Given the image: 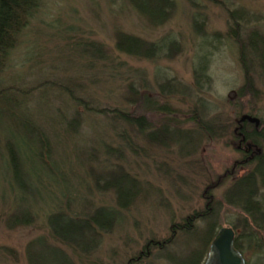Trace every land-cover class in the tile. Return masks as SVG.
Here are the masks:
<instances>
[{
  "label": "rangeland",
  "instance_id": "rangeland-1",
  "mask_svg": "<svg viewBox=\"0 0 264 264\" xmlns=\"http://www.w3.org/2000/svg\"><path fill=\"white\" fill-rule=\"evenodd\" d=\"M131 1L144 11L157 10L153 21ZM228 12L239 20L237 36ZM252 31L264 36V0H171V6L169 0H42L0 72V90L15 98L21 111L18 121L0 105V264H127L148 250L132 264L199 258L201 264L209 216L216 229L231 226L239 234L245 215L222 196L249 160L236 149V109L248 101L264 117V79L260 59L251 54L257 40ZM119 34L146 43L166 36L172 52L128 56L115 48ZM237 40L247 62L252 60L253 94L243 92ZM93 44L100 46L101 59ZM202 64L205 74L196 82L195 67ZM130 80L134 94L125 88ZM172 87L181 89L169 94ZM231 90L235 95L228 99ZM69 94L108 111L135 110L148 95L168 104L181 121L195 104L206 105L208 117L220 126L190 145L167 142L161 132L148 140L119 119L86 111ZM150 116L156 125L162 119L160 113ZM195 127L181 129L192 133ZM39 128L49 147L42 151ZM118 186L125 191L116 199ZM93 211L105 229L95 246L83 224L63 222L69 213ZM205 212L207 218L199 217ZM50 229L64 238L68 229L77 246L58 242ZM261 236L264 247V232ZM162 241L163 247L153 244ZM241 247L246 264H264V248Z\"/></svg>",
  "mask_w": 264,
  "mask_h": 264
},
{
  "label": "trees",
  "instance_id": "trees-1",
  "mask_svg": "<svg viewBox=\"0 0 264 264\" xmlns=\"http://www.w3.org/2000/svg\"><path fill=\"white\" fill-rule=\"evenodd\" d=\"M41 1L42 0H0V72L6 67L10 52L15 47L18 36L27 27L30 20L37 12ZM169 3L171 6V0H169ZM131 4L132 8L135 11H137L139 14H142V16L146 17L148 20L153 21L152 13L156 12L157 10L153 11V9H150L148 11H144L142 9H139L135 2L131 1ZM229 17L233 24L231 29L234 35L237 36L239 20L237 21V18L233 17V14H229L228 12V18ZM250 35H255L258 40L252 42L253 48L251 54L255 55L257 58L260 59L261 64L258 70L264 79V74L262 73V70H264V36L254 31H252ZM165 38L166 36L160 38L156 42L146 43L144 40H141L136 36L129 34H119V36H117L116 38L115 48L119 52L124 53L128 56H140L148 58L168 56L169 54H171L172 51L171 49L167 48ZM237 42L239 44V57L241 67L243 69L245 83L243 87V92L247 94H253L254 92H252L253 88L251 85V77L249 76V68L250 66H252V60L250 59V61L247 62L245 57L246 50L243 48L244 45L241 44L240 40H237ZM172 43L176 46L177 49L178 44H176L173 40ZM93 46H95L93 47L94 55L101 59L103 57V53L100 49V46H98V44H93ZM84 49L85 53H87L88 48L85 47ZM205 68V64L195 67L196 82H198L197 80L199 76L205 74ZM125 88L127 92H131L132 94H134V82L130 80V82H128L127 84L125 83ZM178 89L180 90L181 88L172 87V90L169 91V94H171L173 91H178ZM69 95L71 96V100L74 104L82 105L86 111L94 115H110L113 119H119L127 127L135 129L140 136H143L148 140H151L150 136L161 132L164 133L165 136H167L166 138H169L165 140L167 142H173L175 144H178L179 146L188 144L190 145L195 141V139L198 138V136L207 137L208 135H213L215 132L217 133L219 129L216 127L220 126L216 124L215 120L210 119L208 117L209 111L207 110L206 105H201L202 108L200 109L199 107H196L195 104L189 112H186L185 120L181 121L174 115H172V111L168 104H162L156 98H150L148 95H143V98L141 100L139 98L140 105L134 108L135 110L132 109L131 111H124L118 109L108 111L103 109H97L96 106L88 104L89 102H86L85 100L78 97H72V94ZM241 95H243L242 92H240V96ZM246 102V107L236 109L235 114L238 115L237 118H239V116L244 113L257 117L260 121H264V117H261L256 113L255 109L252 107V104L248 101ZM0 103V105H2V111H4L5 113H9L18 121L20 120V106L15 105V98L5 94L4 90H0ZM157 113L162 114V119L161 121H158V124L156 125V123L150 120L149 116L151 115L153 117V115ZM237 120L238 119L235 120L236 125H242L241 133L244 138V142L251 145V150L254 151L252 157L249 158L248 162L241 164V167H245L246 171L242 175L233 178L228 189L223 193L222 201L224 203L239 208L245 215L240 220L242 226L241 232L237 234L234 238L235 248L242 253L241 243L245 245L246 249H249L251 247L254 248L256 251H260L264 248L261 236V232H264V128L256 129L252 123H249L247 121L243 123H238ZM182 124H192L194 127L196 126L195 131L192 133L189 130L182 131ZM39 129V135L40 137H42L40 141L42 151L44 148L48 149L49 147H45L44 131L42 128ZM185 134L189 136V138L185 137ZM120 136L127 142L126 146L130 147L131 145L130 142H128V139H125L123 134H120ZM236 138L238 141L239 137L236 136ZM167 142L164 145H166ZM155 143L158 144L157 142ZM47 151L48 150H46V153ZM41 159L45 161L43 157H41ZM124 175L132 179V182L133 180L135 181V179L129 176L128 174L124 173ZM124 189L125 186H118L115 188L116 199L119 197L120 192L125 191ZM134 190L135 193H138V191L141 190V186L138 182H136V188ZM71 214L73 213L67 214L68 216L65 215L66 218L63 219V222L68 225H70L72 222L76 224H83L85 228L89 230L91 241L93 240V246H95L98 241V232L100 230H105L101 225V222L103 221H100L101 216L97 213V211H93L91 214L85 216H72ZM206 214L207 212H205L204 215L201 214L202 216L199 215V217L203 218ZM207 217L208 216L204 218ZM52 219L53 218L50 217V219L48 220V226L51 224ZM112 219L113 218H111V220ZM188 219H191V217ZM213 219L214 218H212V216H209V219L206 221V225L202 230L204 234H207L205 245H209L211 239L219 228L218 227L216 229L217 226ZM28 222L29 220L24 222L19 221L14 222V224H25ZM68 231V229L63 231V234L66 236V238H64L63 236L61 237L58 233L52 230L50 232L51 236L58 242L74 249V247H76L77 245L75 244V242L71 241V239L67 237L66 233ZM163 243L164 241H162L161 245H155L156 243L153 244L157 247H163ZM142 253V257H144L148 255L149 250L148 252L142 251ZM167 257H169L170 259V256ZM187 260H184L181 263L197 264L198 262L197 260L194 263H189V261Z\"/></svg>",
  "mask_w": 264,
  "mask_h": 264
},
{
  "label": "water",
  "instance_id": "water-1",
  "mask_svg": "<svg viewBox=\"0 0 264 264\" xmlns=\"http://www.w3.org/2000/svg\"><path fill=\"white\" fill-rule=\"evenodd\" d=\"M234 91L227 93V98L232 99ZM249 122L264 128V122L249 114H242L238 122ZM235 233L230 226H221L209 243L208 250L202 264H245L242 254L234 247Z\"/></svg>",
  "mask_w": 264,
  "mask_h": 264
},
{
  "label": "flooded vegetation",
  "instance_id": "flooded-vegetation-1",
  "mask_svg": "<svg viewBox=\"0 0 264 264\" xmlns=\"http://www.w3.org/2000/svg\"><path fill=\"white\" fill-rule=\"evenodd\" d=\"M253 126H254L256 129H259L258 126H255L254 124H253ZM241 128H242V125H241V124H238L237 127H236V129H235V131H234L235 134H236V136L239 137V140L237 141L238 144H237V148H236V149H237V152H238V153H241L244 157H246V158H251L252 155H253V151H254V150H251V149H252L251 145H249L248 143H245V142H244V138H243L242 133H241ZM242 143H243V144H242ZM142 255H143V253L140 252V253L138 254V256H136V257H134V258H131V259L128 261L127 264H132L133 261H137L140 257H142Z\"/></svg>",
  "mask_w": 264,
  "mask_h": 264
}]
</instances>
